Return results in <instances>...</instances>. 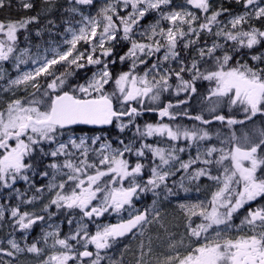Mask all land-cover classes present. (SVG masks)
Segmentation results:
<instances>
[{
    "label": "snow or ice",
    "instance_id": "1",
    "mask_svg": "<svg viewBox=\"0 0 264 264\" xmlns=\"http://www.w3.org/2000/svg\"><path fill=\"white\" fill-rule=\"evenodd\" d=\"M47 2V0H46ZM241 0H237L240 3ZM171 0H110L103 7L97 16H82L77 21L78 27L69 26L65 31L71 38L65 37L64 43L69 47L65 50L54 51L51 59L47 55H41L39 48L35 54L30 49H21L17 55L18 32L26 29L27 24L36 18L20 22H10L4 24L0 22V61H9L14 58L17 70L20 64H26L30 60L34 66L32 70L21 72L15 79L9 81V85H24L32 87L36 91L31 94V99L22 101L13 99L7 103V107L0 111V185L5 188L11 187L9 179L14 183L17 179L25 182L29 180L27 171L32 165L25 162V157L39 149L44 156H51L52 162L48 165L51 171V178L48 189L55 191V197L50 204L57 209L64 208L79 210L82 214L81 222L77 223L76 231L66 238H59L58 232L45 233L44 239L47 242L49 237L54 238V245H59L63 251L53 254L41 261V264H69V261H83L84 258L93 257L89 251V245L96 249L95 259L90 264H100L103 257L100 252L111 248L118 243L121 238L129 234L135 236L137 232L144 234L148 226L154 222H159L161 213L157 207V200H153L152 206L144 211L133 210L134 198H138L139 193L152 192L157 198L161 192L156 191L164 185L166 198L179 195V192L166 185V180L170 175H175L170 169L175 167L173 162L179 161L177 172L187 173L181 178L179 190L187 193L190 191L184 184V179L189 181H199L206 177L215 181L216 189L211 193L207 203H180L179 207L188 219L186 232L179 239L175 234H171L168 241V251L164 253L163 259H157V264H264V206L248 207L251 202L258 198L264 200V127L259 129L244 130L238 133L232 126L236 124L244 125L246 121L253 120L258 114L264 117V67L250 66L236 62V66H230V61L234 57L225 52L222 57L216 56V70L201 72L193 61L191 67L182 66L175 76L179 81L176 89L177 95L180 92L196 93L195 81L203 79L213 82L215 87L211 89V97H216L215 104L209 109L215 112L216 104L226 103L229 108H239L244 113L243 120L226 117L216 114L215 121L228 126L230 136L221 139V144L227 143L230 147L217 149L208 147L205 152L197 154L195 160L189 159L187 162L181 161L177 152H183V147L170 145L168 148L153 147L148 144H141L135 150L137 156H144V149L152 153L153 160H159V164H154L151 168V178L146 184L137 181L136 177L141 174L144 165L137 162L135 167H131L129 162L122 157L125 152H133L130 144H123V148H113L111 143H103L99 149L90 148L102 139L100 136L75 137V127L78 125H110L116 122V127L120 132H124L129 124L134 122V117L140 115L137 108L132 107L130 102L136 101L142 106L145 101L159 102L162 93L169 91V84L172 70L168 69L164 73L160 72L161 64L170 60H176L179 52L176 51L178 41L189 37L184 44L185 48L195 44L202 32L212 33L213 26L219 25L218 17L227 9H220L210 12L212 7L210 0H186L191 8L204 13V22L198 28L196 22L200 19L197 13L190 10L164 12L162 6H168ZM93 0H73L70 11L74 14H81L78 5H92ZM244 7L248 9L256 4V0H243ZM0 7H3V0H0ZM23 7L28 9L32 5L24 3ZM126 15H119L125 11ZM150 10L158 11L163 20L168 21L171 27L167 29L159 27V21L151 25L149 29L139 32L144 41H138L134 37L141 25V21ZM251 13L233 17L228 23L231 29H237L238 25L247 23L246 17ZM264 17V7L255 8V18ZM119 21V23H117ZM187 25V30L183 27ZM39 35V33H37ZM217 37L223 36L226 41L235 42L240 48L246 47L251 50L264 39V31L252 28L250 31L238 30L233 32L227 27L218 28L215 32ZM159 36L160 39H156ZM195 36L193 40L190 37ZM27 39V37H25ZM120 40L129 41L131 46L126 55L120 56L123 63L126 59L132 60V69L122 72L115 78V90L111 94L105 91V85L112 80V74L108 68V61L103 57L112 54L113 46L109 42ZM83 41L91 47V52L87 55L79 52L77 45ZM108 45V46H106ZM223 45L213 42L212 47L200 48L199 54L203 58L205 55L213 57L217 49ZM164 49L162 60L157 58V62L152 64V69H156L155 75L147 71L144 75L134 74L138 64H147L143 57L151 59L155 53ZM99 49L101 55L96 56ZM86 60V64L83 61ZM252 61H264L261 55H251ZM69 68L75 66L83 69L87 65H103L93 73L86 83H73L69 77L74 75L68 68L57 75L58 69L54 66L61 63ZM115 63V61H112ZM180 63H183L180 61ZM189 72L191 79L186 80L181 73ZM151 75V79L149 76ZM51 77L46 79V88L38 81V77ZM159 77V78H157ZM0 79L3 75L0 74ZM39 93V96L37 94ZM119 93V95H117ZM116 101L121 104V110L114 107ZM186 100L177 102L186 103ZM128 105V107H123ZM174 106L169 103L159 109L149 108V111H158L160 117H168L175 120L177 114L170 111ZM188 115L187 112L183 113ZM129 117L128 124L121 121L122 117ZM189 119L199 121L202 125L212 123L211 120L202 115L189 116ZM67 135V140L60 137ZM140 138L145 137H167L169 141H178L183 138L188 142V146L193 144L199 148L200 141L211 139L212 135L207 129H187L181 126L175 128L168 124H146L144 129L136 128L135 134ZM221 134L218 132L217 137ZM15 141V146L10 145V141ZM49 145V150H45L43 145ZM54 145V147H53ZM69 145L71 148H69ZM95 151L97 160H89V152ZM219 153V155H215ZM64 157L63 163L59 158ZM80 157H83L82 159ZM98 161V162H97ZM225 161L230 163L226 164ZM200 162L206 166L216 164L223 169L221 175H213L210 167L197 168L190 171L193 164ZM89 169H95L90 173ZM66 170V171H65ZM260 171L261 175H258ZM43 176H48L49 172L44 171ZM57 175L66 176L67 180H61L57 185ZM108 177L107 181L103 178ZM128 180V186L123 183ZM69 182H72L69 185ZM119 183L120 187H115ZM71 187V192L67 191ZM37 192L42 191L40 188ZM99 194V195H98ZM93 201L98 203L93 204ZM30 202V201H29ZM245 209L246 215L240 221V225L233 224L235 214ZM48 210V205L45 206ZM128 211L127 219H121L116 224L97 225L95 234L88 232V225L83 223L84 218L92 219L101 217L105 213H115L118 216ZM199 217L201 222L192 227L194 221L192 217ZM11 217L14 219L13 227L19 230L30 229L37 221L43 220V216H29L28 213L20 214L18 209L11 210ZM4 218V211L0 208V219ZM69 224H72L70 219ZM163 226V225H162ZM233 227L240 229L235 236H226L225 233ZM214 234H210L209 230ZM211 237V238H210ZM76 241L83 251H74V246L69 241ZM187 240V243H185ZM11 249L16 253L26 251L39 255L41 248L36 243L21 248L15 239L7 241ZM183 248V251L181 249ZM2 251V250H0ZM151 239L147 250L141 241L140 258L137 264H150L152 256ZM13 251L4 254L12 256Z\"/></svg>",
    "mask_w": 264,
    "mask_h": 264
},
{
    "label": "rangeland",
    "instance_id": "2",
    "mask_svg": "<svg viewBox=\"0 0 264 264\" xmlns=\"http://www.w3.org/2000/svg\"><path fill=\"white\" fill-rule=\"evenodd\" d=\"M19 1L23 6L24 3H30L31 0H19ZM38 1H39L38 6H39L40 19L38 18L36 22H34L31 28H33L37 24L38 27L33 28L32 30L30 28V32L25 36L27 37V39H29V35H30L34 40L33 44L29 45L26 48L30 49L32 54H35L37 52V49L39 48L40 54L47 55L49 59H51L52 56L55 54L53 50L61 51L69 47L67 44L64 43V39L65 37H67L68 39L71 38L70 34L65 31L70 25L73 27H78L79 25L77 24V21H80L82 16H97L100 10L103 7H105L108 2H110V0H93L92 5L76 6L81 10V14H74L70 11V8L73 6V0H47V2L46 0H38ZM210 3L212 5L210 12L216 11L215 4H218V10L222 9L223 3L226 4L227 6L232 4L242 3L241 5L244 6L243 0H241L240 3H237V0H210ZM220 4L221 6H219ZM257 7H264V0H256L255 5L250 6L248 9L244 7L245 10L243 12L231 13L229 10H227L226 13L223 12L222 15L218 17L220 24L213 26L212 33H208L206 31L202 32L197 42L195 44L190 45L188 48H185L184 44L187 42L189 37H185L184 40L178 41V46L176 51L179 52V57L176 60H170L168 62L162 63L160 67V72L164 73L166 70L171 69L172 74L170 75V77L174 76L176 78L174 73L179 71L182 66L191 67L193 61H196L197 63L204 57H207V55H205L202 58L199 54V49L200 48L206 49L208 47H212L213 42L220 43L223 45V47L228 46L231 48V46H236L235 48H233L234 52H240L241 50L248 51L249 49H247L246 47L240 48L239 51H237V48L239 46L235 42L226 41L223 36L217 37L215 35V32L218 30V28H224L225 26L227 27V30H232L233 32L238 30H245L243 29L244 25H248L250 21H262L264 17L260 19L255 18V8ZM162 9L164 12L190 10L194 13H197V15H199L200 17V19L196 22L197 28L200 23L204 22L203 18L205 14L197 9L191 8V6L186 3V0H171V3L168 6H162ZM127 11H130V8L125 11L119 12V15H126ZM246 12L251 13V15L246 17L248 22L242 25H238L237 29L235 30L231 29V25L228 22L233 17L238 15H244ZM157 21H159V27L167 29L168 27L172 26L168 23V21L163 20L161 18V15L158 11L150 10L146 15V17L141 21V25L138 28L137 34L134 38L137 39L138 41L143 42L144 38L139 35V32L143 31L144 29H149L150 26L156 24ZM117 23H119V21H117ZM183 27L185 28V30H187V25H184ZM252 28H256L260 30L256 25L253 26ZM37 33H39V35H37ZM190 38L193 40L197 39L195 36H191ZM156 39L159 40L160 37L157 36ZM109 44H111L113 47L120 46L123 44L124 45L129 44L131 46L129 41H123V40H120L118 42H109ZM77 48L79 52H83L85 53V55L91 52V47L88 44H85L83 41H81L77 45ZM20 50L21 49L17 50L16 53L17 55L19 54ZM225 52H228V50L225 49L223 51V54ZM100 54H101L100 50L97 49L95 55L100 56ZM241 54L245 55V57H242V59L240 58L242 62L240 64H248L250 66L264 67V61H252L251 54H248L246 52L239 53L237 55H241ZM123 55H126V53H124ZM163 55H164V49L162 48L161 51L159 53H155L151 57V59H148L147 57H143L145 60L148 61L147 64H138L137 67L135 68L134 74H138L142 76L144 75L145 72L151 71V74L155 75L156 69H152V64L157 62V58H160L162 60ZM255 55H261L262 57H264V51L261 52L260 54H255ZM238 60L239 59H237V61ZM125 61L122 63V66H125L127 70L121 71L120 74L122 72H128L132 69V60L126 59ZM180 61H182L183 63H180ZM119 63H121V61ZM59 65L64 66L65 64L62 62ZM33 67L34 66L32 65L30 60L26 64H20L19 70H17L16 62L14 58H10L9 61H0V74L3 75V79H0V111H3L7 107V103L10 102L11 100L21 99L22 101H24V99L27 96L29 97L32 93L36 91L30 86L26 88L24 85H20V86L9 85V81L11 79H15L21 72L32 70ZM183 73H185L186 76L190 75L189 72H183ZM37 79L38 81H40L41 77H38ZM149 79H151V75L149 76ZM86 82L87 80L84 83ZM209 83H212L215 86L213 82H209ZM113 84L115 85L114 82ZM45 88H46V84H45ZM117 95H119V93H117ZM211 98L213 101L217 100L216 97H211ZM132 102L142 106L140 103H137L136 101H132ZM152 103L153 102H149L146 100L144 105H150ZM153 104L156 105V102ZM121 107L122 106L119 103V109H121ZM155 117H156L155 121L152 122L151 124L156 125L163 123V124H168L170 126V119L168 117H160L158 111L156 112ZM146 124L148 123H144V126L141 127L140 129L143 130ZM189 129H193V128H189ZM74 135L77 139L81 136L102 137V139L98 141L96 145H91V140L89 139L88 143L90 148L99 149L101 144L110 143L108 142L107 136L103 133L100 134L95 133L92 135L89 134H74ZM158 137L160 136L145 137V138L157 139ZM66 140H67V136L64 139V141ZM178 142H180L181 144L188 145V142L185 141L183 138H181L178 141H172L171 145L178 144ZM128 144H130L133 147L134 151L125 152L123 157H125L126 158L125 160L129 162L131 168V167H135V164L137 162L140 163L141 159L144 156L142 157L137 156L135 153V150L139 149L142 143H135V144L128 143ZM10 145L14 147L15 141L14 140L10 141ZM123 146L124 145L121 144V146L113 147V148H123ZM192 146L183 147L185 149L183 152H177V155L179 156V159L181 161L187 162L190 159V157H192L193 154L197 156L198 152L203 153L206 151L208 147H213L214 144H211L209 142V139H206L202 142V144L199 145V148H197V146L196 147H192ZM168 147H161V148H168ZM69 148H71L70 145ZM3 151H4L3 149H0V152ZM148 152L150 153L151 156L150 160L152 162V164L148 168L151 178V168L154 166V164H159V160L156 159L154 161L151 151L148 150ZM34 154H36L35 159H34ZM38 154L40 155L41 159L38 157ZM128 154L132 155L133 157H136L137 160L132 162L129 161L128 156L126 157V155ZM88 155L90 162L97 160V154L95 151H90ZM184 157L186 158L184 159ZM80 158L82 159L83 157ZM52 160L53 158L51 156L42 155L39 149H37L36 153L34 152L30 156L25 157V162L30 163V165L32 162L36 164H40L41 161H50L51 163ZM63 160L64 157L59 158L60 163H63ZM142 162L145 164V165L143 164L144 167L147 164H149L148 161L147 163L145 161ZM50 163L46 164L43 170V172L44 171L49 172L48 176H43L42 175L43 172H39L37 174V172H34L32 171V169H30L27 171V175L29 176V180L27 182H25L22 179H17L13 183L12 180L9 179L8 183L11 185V187L5 188L2 185H0V208H2L4 211V218L0 219V250H2L0 251V264H41L42 260L47 259L49 256L53 254H58L60 251H63V249H61L59 245L53 247L54 245L53 237H49V239L46 242L44 239L45 233L58 232L59 238L63 239L69 236L70 234H74V232L76 231L77 223L81 222L82 214L79 213L78 209L71 210L70 212V210L68 209H64V208L57 209L55 205L50 204L51 199L55 197V191H59L58 188L50 191L47 187L50 182L51 171H52L50 168H48V165ZM173 163L175 164V167L171 168L170 170L172 172H176V168H179V161H175ZM198 163L200 165V162ZM225 163L228 164L230 162L225 161ZM201 165L203 167H209L202 163ZM212 165L215 166L214 167L215 169L220 168L216 164H212ZM88 171L90 173H94L95 169H89ZM222 172L223 169L218 172V175H221ZM141 174L137 176L136 179L138 182L142 184H146L147 180L143 181L142 179L143 176ZM129 179H131V177H129L124 181L123 183L124 187L128 186ZM61 180H67V177L62 175H57L56 177L57 185L61 182ZM103 180L107 181L108 177H104ZM180 182L174 185L173 188L174 190L179 192V195L169 196L166 198L163 189L164 185H161V188L156 190L158 192H161L159 198L154 196L152 192L139 193L138 198H134L133 210H139V211L143 210L140 207L142 203H144L145 201L144 199H142L143 197L150 198L147 207L145 208L151 207L153 200H157V207L161 213V218L159 222H154L152 225L148 226V228L145 230L143 235L137 232L135 236L130 235L129 237L120 240L118 243H115L111 248L102 250L100 252V255L103 257V259L100 261V264H137L140 258L141 241H143L145 250H147L149 239H151V247L153 250L152 256L150 257V264H157V259L160 260L163 259L164 253L168 251V241L170 235L175 234L177 239H179L186 232L185 226L188 224V219L184 215L183 211L180 209L179 204L199 203V202L207 203V201L210 200L211 198V193L216 189L215 181L208 180L206 177L201 178L199 181H189L185 178L183 182L185 186L190 189V191L187 193L183 192L182 190H179L178 186ZM71 183L72 182H69V185H71ZM120 186L121 185L119 183L115 185V187H120ZM37 188H40L42 191L37 192L36 191ZM67 191L70 193L71 187H67ZM96 203H98V201H93V204ZM46 205H48L47 211L44 210ZM247 206L248 205L245 206V209ZM13 208L18 209L20 214L28 213L29 216L32 217L43 216L44 219L37 221L28 230H23V231L19 230L18 226L13 227L14 219L11 217V210ZM245 209H241L240 212L235 214L233 224L240 225L241 219H243V216L246 215ZM127 217H128V211L122 212L119 216L115 213L109 212V213H105L99 218L97 217H93L92 219L84 218L82 222L88 225V232L90 234H95L97 230V225L102 227L107 224H115L120 222L121 219H127ZM70 219L72 220L71 225L68 222ZM192 220L194 221L192 227H195L196 224H199L201 222L198 216L192 217ZM209 232L210 234H214L213 230L211 229L209 230ZM239 232H240L239 228L233 227L230 230H228L225 233V235L235 237ZM9 239H15L21 248H25V245L30 246L32 243H36L38 247L41 248L42 251L39 255L34 253H28L26 249L23 252L16 253L14 252V250L11 249L10 245H8L7 241ZM69 243L74 246V251L84 250L83 247H81L83 241H81L80 244H77L76 241L70 240ZM185 243H187V240H185ZM88 250L93 253V257L91 259L83 260L82 262L69 261V264H90V261L92 259H95L96 249L93 245H89ZM7 251H13L14 254L12 256H7L4 254ZM181 251H183V248L181 249Z\"/></svg>",
    "mask_w": 264,
    "mask_h": 264
},
{
    "label": "trees",
    "instance_id": "3",
    "mask_svg": "<svg viewBox=\"0 0 264 264\" xmlns=\"http://www.w3.org/2000/svg\"><path fill=\"white\" fill-rule=\"evenodd\" d=\"M30 4L32 5L31 8L24 9L19 0H3V7H0V22L4 24L10 23V22H20L24 20H29L32 17L36 18L33 22L27 24L26 29H21L18 32L17 50L26 48L29 45H32L34 42V40L32 39L30 35H29V39L24 38L30 32V28L32 27L34 22H36L38 18L40 19L39 6H38L39 1L31 0ZM241 4H232V5L227 6L226 4L223 3L222 9H227L231 13L243 12L245 8ZM219 6H221V4ZM215 7H216V10H218V4H215ZM224 13H226V11ZM203 21H204V18H203ZM255 25L260 29V31H264V19L262 21H250L248 25H244L243 29H245V31L247 30L250 31L252 27ZM37 27H38V24L35 25L33 28H37ZM33 28H31V30ZM129 47H130L129 44L114 46L111 56L103 57L104 60L108 61V68H109L110 73L112 74V80H110L108 85H105V91L109 94H111L115 90V85L113 84V82L115 81V78L120 75L121 71L127 70L125 66H122V63H119L120 62L119 57L123 56L124 53H127V49H129ZM235 47L236 46H231L230 48L228 46H225L223 48L217 49V51L213 54V57L207 56L201 59L200 61H198L197 67L200 69L201 72H205V73H207L208 71L216 70L217 64H216L215 57L216 56L222 57L223 51L225 49L228 50V53L234 57V59L229 62L230 66H235L236 64L235 62L237 61V59H239L238 60L239 63H242L241 59L242 57H245V55L243 54L241 55H237V54L246 52L248 54L255 55V54H260L261 52H263L264 51V39H262L259 44L255 45L253 49L248 50V51L241 50L240 52H234L233 48ZM112 61H115V63H112ZM83 63L86 64L87 62L83 61ZM102 67L103 65H98L94 67L92 65H87L83 69H77L74 66H71L69 68L65 64L64 66L57 65L55 68L59 70L56 73L57 75H59L60 72L65 71L66 68H68L69 71L73 72L74 75L70 76L69 80L73 83V85H75L76 83H81V84L84 83L86 80H88L91 77V75L97 69H100ZM118 72H119V75H118ZM182 77L186 80H190L191 74L189 76H186L185 73H182ZM46 79L50 80L51 77L41 76V79L39 82L42 85V88H45L46 83H44V81ZM169 84L171 85L169 91L162 93L160 101L156 102V105L152 103L150 105L140 106L134 102L130 103L132 107L137 108V110L140 112V115L134 117V122L129 124V126L125 129L124 132H120L117 129L116 122L114 121L113 124L105 125L100 128L75 126L74 134L92 135L95 133L97 134L103 133L107 136L108 142H110L113 145V147L121 146V141H123L125 144L143 143V144H148V145H152L156 147H168L172 144L171 143L172 141H169L166 136L158 137L157 139H146V138L140 139L134 134L136 132L137 127L141 128L144 126V123L149 124L155 121V118H156L155 116H156L157 111H149L148 110L149 108L159 109L161 106H164V105L167 106L169 103H171L174 107L171 108L170 111L177 114V118L175 120L170 119L171 127L175 128L176 126L179 125L182 128H187V129L194 128V127L197 129H207L212 135V138L209 139V142L211 144H214V146H216L218 149L224 148L225 150H227L230 147V145L227 143L221 144V139L226 138L227 136H230L228 126L226 124H221V122L219 121H215L213 119V116L216 114H221V115H225L226 117L234 118L237 120H243L244 113L239 108H236V107L229 108V106L224 102L216 104L215 112L209 111V109L216 102V101H213L211 98V89L215 86L212 83H209V81H206L203 79L196 80L195 87L197 91L194 94L180 92V94L177 95L176 89L179 84V81L174 76L170 77ZM37 96H39V93L37 94ZM31 98H32L31 95L29 97L27 96L24 99V101L31 99ZM180 100H186L187 102L184 104H180L177 107L176 106L177 102ZM119 103H120L119 101H116L114 104V107L116 108L117 111L121 110L119 109ZM123 107H128V105H124ZM184 112H187L188 115L187 116L184 115L183 114ZM196 115H202L204 118L211 120L212 123L208 125H202L199 121H196L194 119H189V116H196ZM121 121L125 124H128L129 117L127 116L122 117ZM232 127L238 133L243 132L246 129L247 130L259 129L261 127H264V117L258 114L256 117H253V120L246 121L244 125L236 124ZM218 132L221 134L220 138L217 137ZM66 136L67 135H65L64 137H60L59 139L64 140ZM202 142L203 141L198 142L199 145L202 144ZM175 145H177L178 147H189L188 145L181 144L180 142H178V144H175ZM43 147L45 150L49 149V145L44 144ZM192 147H196V145H193ZM144 151H145V155L141 159L140 163L144 164L142 161H145L146 163L148 161L149 164L143 167L142 174H141L143 176L142 178L143 181L148 180L150 178V172L148 171V168L152 164L150 160L151 158L150 153L148 152L147 149H145ZM215 155H219V153ZM127 156H128L129 161L131 162L137 160L136 157H133L132 155L128 154L126 155V157ZM38 157L41 159L39 154H38ZM195 157H196L195 154H193L192 157L190 158L195 160L194 159ZM35 158H36V154H34V159ZM185 158L186 157H184V159ZM123 159H126V158L123 157ZM48 163H50V161H41L40 164H36L32 162L31 165L33 167L32 169L36 171L38 174L39 172H42L44 170L43 169L44 164H48ZM199 167H203V166L201 165V163L199 165V163L197 162L192 165L190 171L193 169H197ZM209 167L211 169L212 174L214 175H218V172L222 170L221 168L215 169L214 165H211ZM257 174L261 175L260 171H258ZM186 176H187V173H184L183 171H180V172L176 171L175 175H170L165 183L167 187L174 188V185L178 184L181 181V178L186 177ZM142 199H144L145 201L144 203H142L140 207L144 210L145 207H147V204L150 198L143 197ZM250 206L253 208L264 206V200H261L260 198H258L255 202L251 203V205H248L246 208Z\"/></svg>",
    "mask_w": 264,
    "mask_h": 264
},
{
    "label": "water",
    "instance_id": "4",
    "mask_svg": "<svg viewBox=\"0 0 264 264\" xmlns=\"http://www.w3.org/2000/svg\"><path fill=\"white\" fill-rule=\"evenodd\" d=\"M78 126H85V127H93V128H100V127H103V126H105V125H100V126H91V125H78ZM75 127V126H74ZM142 211H144V210H142ZM141 211V212H142ZM116 224V223H115ZM131 234H129L128 236H126V237H124V238H121L120 240H123V239H125V238H127V237H129ZM84 259H89V258H84Z\"/></svg>",
    "mask_w": 264,
    "mask_h": 264
},
{
    "label": "flooded vegetation",
    "instance_id": "5",
    "mask_svg": "<svg viewBox=\"0 0 264 264\" xmlns=\"http://www.w3.org/2000/svg\"><path fill=\"white\" fill-rule=\"evenodd\" d=\"M28 164H29V163H28ZM32 168H33V167H32ZM32 168H31V169H32ZM32 171H34V170L32 169ZM34 172H36V171H34ZM91 258H92V257H91ZM91 258H89V259H91ZM89 259H84V260H89Z\"/></svg>",
    "mask_w": 264,
    "mask_h": 264
},
{
    "label": "bare ground",
    "instance_id": "6",
    "mask_svg": "<svg viewBox=\"0 0 264 264\" xmlns=\"http://www.w3.org/2000/svg\"><path fill=\"white\" fill-rule=\"evenodd\" d=\"M44 166H46V164H44ZM44 169V168H43ZM43 172V171H42Z\"/></svg>",
    "mask_w": 264,
    "mask_h": 264
}]
</instances>
